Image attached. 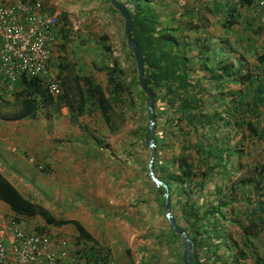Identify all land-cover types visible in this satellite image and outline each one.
Returning <instances> with one entry per match:
<instances>
[{
    "label": "crops",
    "instance_id": "obj_1",
    "mask_svg": "<svg viewBox=\"0 0 264 264\" xmlns=\"http://www.w3.org/2000/svg\"><path fill=\"white\" fill-rule=\"evenodd\" d=\"M9 1L12 3L16 0ZM41 1L45 6L44 10L49 14L61 12V14L64 15V18L60 19L54 28L56 45L52 50L51 62L56 73L59 71L58 57L61 53V45L64 43L65 59L70 63L73 70L71 73L72 70L68 69L69 73L67 75L69 76L70 74V77L76 75L81 79L87 78L92 85L98 84L103 91L106 92L105 90L110 87L106 67H114L113 62L115 59L108 58L106 50L104 49L106 47L103 45L104 43H98V40L97 42H92L95 41V38H91L92 35H94L91 31L94 29L85 34L86 30H83V26L79 25L82 26V30L77 33H72L75 32L73 30L77 28L74 23H71V20L76 18L74 13L81 9L80 11L82 13L80 14V18H87V16L84 15L85 10L83 9L89 6L85 2L87 0ZM93 1H95V3L99 2L91 0V7H93ZM105 1V7L108 8V6H111L109 4L110 2L107 0H103L101 6H104ZM62 3H66V5L70 4L75 7L74 9L64 12L59 8L62 6ZM254 7L260 12L259 7ZM117 14V11L109 12V18L110 15L115 16L111 18L115 21L110 23L109 20L108 25L118 28ZM88 16L91 18V15ZM71 17H73V19ZM65 18L67 22H63ZM83 25L86 24L84 23ZM259 27H261V23ZM261 28L262 33L260 35L257 34L254 37L249 36L250 39H248V42L250 45L248 46L247 44L246 46V42L242 40L241 42H237L241 32L238 30V26L235 27L237 30L235 33L236 37L234 35L236 47L232 45L230 49L234 52L236 60H238L237 58L239 55L245 53L244 55L249 61V66H247L245 73L250 72L246 74L244 81H242L243 77L236 78L234 75L228 77L217 68L213 71L212 64L210 63L211 56L214 59V50L212 48H206L200 53L198 50L196 51V47L192 44L195 48V53L193 56H188L190 60L189 63H187V71L192 74L191 93L196 90L204 92V95H200V99L197 100L200 108L190 113H198L201 115L200 122L202 124V129H200L199 138L196 139L197 142L195 145L196 162H198L199 173L198 177L192 175L190 182L179 180L176 183L174 182L176 179L173 181L172 179H166V182L169 184L170 194L172 196L173 208L171 212L175 219L177 218L181 224L186 223L185 211H187L188 207L194 206V209L201 214V218L206 215L197 225L198 230L201 231V234H198L195 238L197 243L195 248L197 264H255V254L260 256L257 251L251 250L252 244L250 239L259 237V234L264 236V203L262 205L263 208L259 207V201L264 202V31L263 27ZM230 33L233 34L234 32ZM97 38H100V40L102 39V33L99 31ZM245 38L247 39V36ZM88 43L95 44L90 47ZM229 45H231L230 41ZM93 47H96L97 51H95ZM244 47L247 48L245 49ZM211 49L213 51H211ZM260 56L263 62L259 60ZM109 60L111 63L108 62ZM125 61L129 62L130 65L133 64V59ZM127 66L129 67V64H127ZM196 67L199 68L198 73H196L198 70ZM116 68L117 70L114 71L113 76H117V80H120L122 78V71H120L121 67L117 65ZM104 73L106 75L105 86H103ZM129 74V77H131L132 70L129 71ZM233 77L235 78V83L232 82L234 79ZM123 78L127 79V77L124 76ZM254 78L255 82L251 84V79ZM14 89H16L15 86L12 87L10 92H13ZM0 92L2 91L0 90ZM8 92L9 91H5L4 93L8 94ZM224 99H227L226 102ZM46 110L50 111L49 109ZM97 111V116L102 117L100 111ZM52 113H57V116L60 113L62 117L42 119L44 116L40 114L38 118L39 120L42 119L41 121L34 120V117L17 123H7L6 121L0 120L1 126H8L6 127L7 130L5 134H3V137H0V168L6 169V174L11 175L12 178L6 177L21 191L25 198L47 208L52 215H55L56 219L78 221L98 244L104 241L109 244L110 242L108 240L110 238L107 234L102 237L99 235L101 230L97 222H105L106 226L109 228L110 220L107 221L100 212V214L96 216L98 211L86 208V205L81 201L78 207L82 208L84 206L85 212L88 213L86 220L84 219L82 221L79 217H74V219L64 218L63 215L55 213L54 203L52 206H49V204L42 199H33L31 196L26 195V192L32 190V188L25 184L20 177L7 171V168L10 169L11 167L14 169H21L23 167V169L25 168V173L28 174L27 176L30 179L28 181L31 184L42 182L43 185L52 187L50 182L47 183L48 180L52 181L50 175H44L40 171L30 170L29 167L33 165L29 164L28 160H25L23 155L21 158L17 153L5 148L6 143L14 145L16 143L22 144L21 147L24 148L26 155L30 156L34 161H37V164L43 167L47 166L51 174H70V177L75 175L78 178V175H87L88 173L93 175L95 169L98 170V175L105 172V166L102 164V161H98V164L94 162L91 158L93 151L90 149L89 152L88 150L89 148L93 149L92 144L96 143L98 139L96 137L94 138L91 133L87 135L85 129L82 131L79 130V127L82 128L84 126V122L81 120L84 115L74 120L69 117V114L68 117H66L65 115L68 112L67 108L64 106H62L58 112ZM48 116L53 115L49 114ZM211 117L215 120L212 123L211 131H208L210 124L207 123V120L211 119ZM47 120H49V122ZM85 121H87V119H85ZM93 121L100 122L99 119H93ZM170 121L173 126H178L177 117H173ZM188 122L189 120L187 123ZM20 123L26 124V127L23 128L24 135H26L24 138L28 143H32L33 146L27 145V142L22 139L23 137L21 138L23 133L21 135H18V133L15 134L17 130L12 128V133L9 131V126L18 125ZM48 125H50L52 129L51 135L45 132L46 126ZM248 125H250V128ZM198 126L199 128L201 127V125ZM92 138L95 139V141H93ZM60 141H67V143L63 144L64 147H58L57 145ZM253 143L258 144L259 147L257 149L254 148ZM2 144H4L5 147H2ZM188 149L189 148H182V151H188ZM2 161L4 164H2ZM187 163L190 167L191 163L189 161ZM8 166H10V168ZM255 171L257 174H260V176H256V179L251 176ZM82 179H84V181L86 179V186L83 184L81 187V189H86L85 195L88 189L92 191V193L90 192V194H87L89 198L87 204L92 202V198L90 197H92L95 192L96 194L94 195H97L98 199L103 197L105 186L108 185L107 183L105 185L102 180H95V182L90 180V183L87 184V177L84 176ZM16 181L21 182L24 190L20 189V185ZM70 188L74 189V187ZM32 192L36 195V192L33 190ZM61 194L62 192H59V199H61ZM54 196L55 193L53 197ZM63 197H66L65 194H63ZM113 198L114 197H110L108 199L111 200ZM98 203L99 201H97L96 204ZM81 211L84 212L83 210ZM94 212H97V214H94ZM108 215L109 211H107V216ZM7 216L17 218L9 209L8 205L0 201V218ZM36 217L33 218L36 219ZM71 217L72 216H70V218ZM28 218L31 217L18 218V222L25 230L29 227H27L23 220ZM100 218L102 220H100ZM260 218H263V222H260ZM36 220L40 223L38 226L45 228V231L57 236L59 239L69 241L66 239L67 237L62 236L68 232L75 233V236H77L75 227L70 223L56 227L46 226L43 219V222H41L40 219ZM253 222L258 228H252L247 238L250 246H246L242 229ZM215 223L219 226H215ZM201 225L203 228H201ZM253 229L256 231V235L253 234ZM169 234L170 233L167 231L162 235L166 243L169 242L168 238H174ZM151 238H153L155 242H162L157 236ZM138 240L139 245H141L140 242H144L143 239ZM145 240L147 245L148 243L150 244V238H145ZM128 244L133 246L130 240H128ZM70 246L71 249H73V245L70 244ZM113 246L114 242L112 240L111 247L114 250ZM158 246L160 245L154 247V250L157 251V255L156 252L152 249L150 250V248L146 246L147 251L144 257L147 261L146 264H153L155 261L159 263ZM166 250L169 251L167 252ZM180 251V247L177 244L173 245V248L163 245L159 254L160 256L164 253L171 254L172 256L177 254V261L182 264V253H179ZM260 257L264 258L263 256ZM125 258V256L119 255V262L117 260V263H139V254L138 256L127 257V260H124ZM162 261H164V258Z\"/></svg>",
    "mask_w": 264,
    "mask_h": 264
},
{
    "label": "rangeland",
    "instance_id": "obj_2",
    "mask_svg": "<svg viewBox=\"0 0 264 264\" xmlns=\"http://www.w3.org/2000/svg\"><path fill=\"white\" fill-rule=\"evenodd\" d=\"M48 1V0H43ZM64 1V0H63ZM71 1V0H70ZM99 1L98 3H95L93 1V7H91V0L85 1L89 6H86L87 8H83L85 10V16L87 18H80V14L82 13L80 10L76 13H74L75 17H71L73 20H71V23H74L77 28H75V32L77 33L82 30L85 31V34H87L89 31L93 32L94 35H92L91 38H95V41L98 43H104L103 45L106 46V54L108 55V58L115 59L117 65L121 67L122 70V78L127 77V81L133 82L132 75L131 77L129 74V71H133L134 69V61L133 64L130 65L129 62L125 61L128 59H132V55L125 45V39H124V21L121 15L117 14L118 19V28H115L113 26L108 25V21L110 20V23H113V19H111L112 16L110 15L109 18V12L116 11L112 6H106V1L104 2V6H101V3L103 0H96ZM128 8H132L133 3L135 0H122ZM149 5L153 7V9L156 11L159 17V25L158 28L164 27L165 25L167 28H175L179 27L178 29L174 30L173 33H171L172 37L178 38V40H184L186 43H189V46H191V50L187 51L189 56H193L195 53V48L192 46V44L198 42L197 45L199 47H203V50H205V44L210 46L214 50V59L211 56L210 63L212 64L213 71L216 70L218 61L221 60L223 63L228 65V74L232 77L233 75L237 77H242L243 75H246L249 72L245 73V70H247V66H249V61L246 58V56H238V60H242L241 68L239 67V62L236 60V56L234 52L230 49L231 45L226 43L223 40L224 33L226 32V29L223 28L222 23L223 19L220 16L221 12H227L230 11L231 7L236 5L238 3V0H216L217 5H225V9L223 8H215V6L212 4V1L210 0H148ZM83 3V2H82ZM110 4V3H109ZM111 5V4H110ZM75 6L73 5H66V3H62V6L59 7L62 11L66 12L70 9H74ZM237 13L242 14L241 19H236L235 23L231 26L232 29L237 31L235 27H239L241 40L245 42L246 40L250 39L249 36H256L257 34L262 33V28L264 31V26H262L261 22V14L257 9H255L254 6L249 8L244 7H238ZM88 9V10H87ZM110 9V10H109ZM82 10V11H84ZM118 12V11H117ZM61 18H64V15L61 14ZM73 15V16H74ZM88 15H91V18H89ZM90 20V21H89ZM63 22H67L66 18L63 19ZM90 25H89V23ZM192 22L193 24L190 25L189 23ZM86 25H83V24ZM88 23V24H87ZM261 23V27L260 26ZM73 25V24H72ZM82 25V26H79ZM79 26V27H78ZM85 26V27H84ZM98 31L102 33V37L105 39L97 38ZM236 32L228 33L226 37L229 38L230 43L236 47V42L234 41V35ZM243 34V35H242ZM247 36V39L245 38ZM202 39H209L208 42H202ZM107 41V42H105ZM223 43H219V42ZM91 42V43H92ZM88 43L90 47H92L93 44ZM108 47V48H107ZM196 47V46H195ZM122 48V49H121ZM95 51H97L96 47H93ZM197 51V50H196ZM218 56H217V55ZM240 57V58H239ZM110 62V60L108 61ZM107 62V63H108ZM111 63V62H110ZM241 63V62H240ZM129 64V67L127 66ZM109 67V66H108ZM197 72H199V68L196 67ZM236 69V71H235ZM239 69V70H238ZM117 70L116 67H113L112 71ZM119 71V70H118ZM203 72V71H202ZM109 73L107 69V74ZM195 73V74H196ZM245 73V74H243ZM70 76V74H69ZM234 78V77H233ZM125 79V78H124ZM115 80V83L120 82L121 80ZM232 82L235 83V78L232 80ZM255 82V78L251 79V84ZM203 83V81H202ZM106 85V75L104 73L103 76V86ZM124 93L122 94V103L117 102L115 104V111L119 114H122L124 117V121H119V117L116 118V126L118 127V131L111 132L102 117L97 116L98 108L96 102L93 100V96L90 93H87V99L85 103V110H84V116L83 119H81L83 123V127H79V130L85 129V131L88 133H91L92 136L98 139L96 143H93V149L89 148L93 151L91 158L98 164V161H102V164L105 166V172L101 175H98V170H94L95 172L93 175H90L89 173L78 175V178L73 175L70 177V174H51L49 173L50 170L47 166H42L37 164V161H34L30 156H27L25 153L24 148L21 147L22 144H2V147H5L9 151H13L17 153V155H20L22 158V155L24 156V159L28 160L29 164H32V167H29L30 170L40 171L44 175H50L51 180H48L50 182V185L52 187H48L43 185L42 182H36V183H30L28 180L29 177L28 174L25 173V168L23 167L21 169H14L13 167L10 169L7 168V171L11 172L15 176L20 177L25 184H27L29 187L32 188L34 192H36V195L32 192V190L26 192V195L31 196L33 199H42L45 202L49 204V206H52L54 203V209L55 213L58 215H63L64 218L68 219H74L78 218L80 220H86V217L88 215L87 212H85L84 206L82 208L78 207V204L84 203L86 205V208L94 211V214H97L98 216L100 213L104 215V217L108 220H110V226L109 228L106 226L105 222H97V225L99 229L101 230L99 232V235L105 236L106 234L110 238L108 241L109 244L105 241L100 243L102 247L106 251L109 252V258L113 262V264H118L117 260L119 262L118 256L123 255L126 258L127 257H134L138 256L139 254V263L138 264H146L147 261L144 258L146 254V246L152 249L154 252L157 251L154 250V247L158 246V257H159V263L156 261L153 264H181L179 261H177V257L175 255L171 254H162L160 256L159 251L162 249L163 245L168 246L169 248H173V245L177 244L175 236L171 234V231L169 230L168 223L166 219L164 218V209L162 207L161 197L157 194L155 188L153 187L151 181H149L147 177V161L149 158V150H147L145 146L144 141V127L147 125V110H146V97L144 94L138 89L136 86L130 87V93L127 92V88H125L124 85L119 84L118 85ZM86 89V86H84ZM195 90V88H194ZM11 89L9 90V92ZM106 93L109 97H111L113 94L111 92V89H106ZM5 94L4 97H2L3 100L6 101L5 104L0 102V105H3V110H13L14 104H13V98L12 94L9 93ZM200 95H204L203 91H194L190 94V96H194L197 100L200 99ZM225 102L227 99H224ZM202 101V100H201ZM204 103V102H202ZM53 111H47L43 108H37L34 120L41 121L42 119H49V117H62V115L59 113L57 116V113H52ZM39 114V116H38ZM40 114L44 116V118L40 119ZM49 114H52L53 116H48ZM174 113H166L165 119L163 120V125L159 126L161 128H164V132L166 133V138L164 137V148L160 150L161 155L159 158L163 161L164 165L168 166H178V156L182 154V152H186V159L189 161L191 172L193 173L194 177H198L199 169H198V162H196V153H195V145H196V139L199 138L200 129H202L201 124V115L198 113H192L187 115L191 116L190 119H183L182 121H178V126L175 127L171 124V119L173 117ZM68 117V113L65 115ZM218 117V116H217ZM221 118V117H218ZM87 119V121H85ZM93 119H99L100 122H94ZM167 120V122H166ZM187 120L189 122L187 123ZM204 120V119H203ZM215 119L211 117V119L207 120V123L210 124L209 130L211 131L212 123ZM221 120V119H220ZM49 122V120H47ZM36 122V121H33ZM93 122V123H92ZM32 123V122H31ZM43 123V122H40ZM198 125H201L199 128ZM8 126H1L0 125V137H3V134H5ZM26 127L25 123H20L18 125H11L9 126V131L11 132L12 129H16L18 135L23 133V136L21 135V138L27 142V140L24 138V129ZM204 128V127H203ZM51 127L50 125L46 126V134L51 135ZM12 133V132H11ZM93 139V138H92ZM68 140V139H67ZM95 141V139H93ZM1 143V142H0ZM13 143V142H12ZM66 142L60 141L58 143V147H64L63 144H66ZM29 146H33L32 143H26ZM9 145V146H8ZM254 148H258L259 145L256 143H253ZM182 148H189L188 151L183 150ZM181 152V153H180ZM88 157V156H87ZM86 157V158H87ZM177 157V158H175ZM176 160H175V159ZM173 159L176 161L175 163H172ZM89 160V159H88ZM2 164L3 161H2ZM7 164V163H6ZM18 167V166H17ZM20 168V167H19ZM170 170H173L170 167ZM169 170V172H170ZM177 171H173V174L175 175ZM6 174V172H4ZM166 174V175H165ZM165 176H167V172L164 173ZM260 176V174L253 173V176L256 179V176ZM5 176H8V178H12L11 175L6 174ZM84 176L87 177V184L90 183V180L95 182V180H102L104 184L106 183L108 185L105 186L103 197L98 199L96 192L93 194L91 199V203L87 204V201L89 198L87 197V194L92 193L88 189L87 194L85 195L86 189H81L83 184L86 186V179H82ZM250 176V177H251ZM70 177V178H69ZM78 180V181H77ZM169 180V179H168ZM71 181V182H70ZM77 181V182H76ZM173 181V180H172ZM17 182V181H16ZM15 182V183H16ZM177 183V181H174ZM74 187V189L70 188ZM76 188V189H75ZM107 188V189H106ZM59 192H62L61 199H59ZM55 193V196L53 197ZM63 194H65L66 197H63ZM109 196V197H107ZM114 197L113 199L109 200L108 198ZM86 199V200H85ZM97 201H99L98 204ZM101 202V203H100ZM112 202V203H111ZM83 210L84 212H82ZM107 211H109V215L107 216ZM100 212V213H99ZM211 215V214H210ZM55 216V215H54ZM70 216H72L70 218ZM61 217V216H60ZM109 217V219H108ZM2 219H14L12 216L7 217H1ZM36 219H40L41 222L42 219L39 217H36ZM35 218H28L26 220H23V222L29 227V231H32V229L35 228V226L39 225L40 223ZM100 220H102L100 218ZM23 225V224H22ZM24 225V226H26ZM217 224L215 223V226ZM96 226V225H95ZM219 226V225H217ZM26 229V230H28ZM98 230V229H97ZM170 233L171 237L174 238H168L169 242L166 243L163 239V234ZM68 232V231H67ZM68 234V235H67ZM65 235L67 237L66 239L69 240L70 244L73 245V249H84L87 252L86 247L84 246H77L75 243V233L68 232ZM263 234V232H262ZM157 236L162 242H155L153 241V238ZM100 237V238H101ZM145 238H150V244L145 240ZM134 239V241H133ZM138 239H143L144 242H140L141 245L138 244ZM112 240L114 242V250L111 247ZM128 240H130L131 245L128 244ZM252 244L253 251H257L260 256L264 257V236L259 234V237H256L255 239H250ZM133 241V243H132ZM72 249V250H73ZM182 250V248L180 249ZM104 251V252H106ZM167 251V250H166ZM169 251V250H168ZM167 251V252H168ZM139 252V253H138ZM177 252V251H176ZM181 253V251L179 252ZM141 256V258H140ZM124 260H127V259ZM164 258V261L162 259Z\"/></svg>",
    "mask_w": 264,
    "mask_h": 264
},
{
    "label": "trees",
    "instance_id": "obj_3",
    "mask_svg": "<svg viewBox=\"0 0 264 264\" xmlns=\"http://www.w3.org/2000/svg\"><path fill=\"white\" fill-rule=\"evenodd\" d=\"M210 1H212V4L217 9L226 8L225 5H217L216 0ZM120 2L126 5L123 1ZM236 5H238V7L241 6L244 8H249L252 6L259 7V0H238V3ZM236 5L231 7L230 11L228 10L227 12H221L220 14L223 19L222 26L226 29L223 40L228 44L229 38L226 37V35L230 32H236L234 29H232L231 26L235 23L236 19H241V14L237 13ZM128 9L131 14V38L137 43L141 50L144 59L145 82L148 89L152 92L155 116L154 135L156 138L155 158L153 161L154 173L160 179L165 180V183L167 184L169 190V198L171 201L172 209V196L170 194V187L166 182V179H176L177 182L179 180L190 182L193 173L190 171V167L187 163V156L183 152L180 156H178V166H168L163 164V161L159 158V156L161 155L160 150H162L165 146L164 137L166 138V133L164 132V128H161L159 126L163 125L162 121L165 119L166 113L173 112V117H177L178 121H182L185 118L190 119L191 116H186L194 110L200 108V105L197 103V99L194 96H190L192 90V74L191 72L187 71V63H189L190 60L188 58L189 55L187 51H190L192 47L189 46V43H186L184 40H178V38L171 36V33H173L174 30L178 29L179 27L168 29L165 25L164 27L158 28V14L153 9L152 5H149L148 0H135L132 8ZM189 24L192 25L193 23L190 22ZM102 39L105 38L102 37ZM208 40L209 39H206L205 41V39H202V42H208ZM238 41L241 42V38L238 37L237 42ZM245 42L246 46L247 44L248 46L250 45L248 40H246ZM220 43L223 42L221 41ZM197 44L198 42L193 44L194 46H196V50H198V52L200 53L203 52V47H199V45ZM125 45L127 46L126 42ZM206 48L209 49L210 46L205 44V49ZM244 48L246 49L247 47ZM104 49L106 50V47ZM64 51L65 46L63 43L61 45V53L58 57L59 71L57 73L58 80L62 87V93L58 97H53L48 92L45 83L41 79L22 76L17 84L14 85L16 89H14L13 92H10L13 98L14 109L4 111L2 108L3 105H0V120L6 121L7 123H17L19 121L33 118L37 108L39 107L49 109L53 112H58L62 106L67 108L69 117L74 120L84 115L87 93H90L93 96L94 102H96L97 104V108L100 111L107 128L113 133L118 131L119 129L116 126V118L119 117V121H124L123 115L115 111V104H117V102H123L122 94L124 93V91H122V89H120L118 85H124L125 88H127L128 93H130L129 89L132 85L136 86L146 97V94L139 86V82L137 79V66L133 54L130 52L135 63L134 69L132 71V83L124 78H121V81L118 82L117 85L114 80L117 78V76H113L114 73L110 71L113 67H106L109 71L107 75L110 86L109 89H111V92L113 94L111 97H109L108 94L103 91L100 85H92L87 78L81 79L76 75L71 77L67 75L69 73V70H72V67L70 66V63L65 59ZM211 51L213 50L211 49ZM244 54L242 55L244 56ZM259 60L263 62L264 56L263 61L261 56L259 57ZM238 61L241 62V60ZM240 62L238 68H241L242 62ZM217 63V69L230 77V75L228 74V65L226 63L224 64L221 60H219ZM113 65L114 67H117L116 61L113 62ZM72 72L73 70L71 71V73ZM245 76L246 75L242 76V81L245 80ZM84 86H86V89ZM2 92H0V102L5 104L6 101L3 100L2 97H4L6 93H4L5 91L3 90ZM146 118H148V114L146 115ZM248 127L250 128V125H248ZM146 129L147 125L144 127L143 131L144 141ZM147 150L149 149L147 148ZM174 159L172 163L176 162V159ZM170 167L173 170H170ZM2 169L0 168V201L7 204L9 209L17 216V218H14L16 222L19 221L18 218L20 217L33 218L38 216L43 219L46 226L59 227L70 223L75 227L77 231V236L75 238L76 245L88 248L87 252L84 249L77 248L76 251L74 249V253L79 259L85 257L86 261H98V259L101 257L100 253L106 250L93 239V237L78 221L56 219L55 216L52 215L47 208L25 198L21 191L14 184H12L3 173L6 172V169ZM169 170L172 172L169 173ZM173 171H177V173L174 175ZM165 172H167V176H165L166 174L164 175ZM17 183L20 185V189L24 190L21 182L17 181ZM152 185L156 190V187L153 183ZM157 194L161 197V204L163 207V197L158 192ZM263 203V201H259L260 208H263ZM185 216L186 223L181 224L176 218L177 224L182 226L187 231L190 238L194 241V248H196L197 243L195 238L198 234H201V231L198 230L197 225L202 221V219H204V217H206V215L201 218V214L198 213L193 206L187 208V211H185ZM260 222H263V218H260ZM201 228H203L202 225ZM252 228H258L254 222L242 229V234L245 238L244 243L246 246H250L247 238L249 237V233L251 232ZM169 230L171 231L173 236H175L180 249L182 248L183 250V242L178 239L177 235L170 229V227ZM33 231L40 234L48 233L47 231H45V228L38 225L35 226ZM253 234H257L254 229ZM105 255L109 257V252L106 251ZM255 264H264V258L255 254Z\"/></svg>",
    "mask_w": 264,
    "mask_h": 264
},
{
    "label": "built area",
    "instance_id": "obj_4",
    "mask_svg": "<svg viewBox=\"0 0 264 264\" xmlns=\"http://www.w3.org/2000/svg\"><path fill=\"white\" fill-rule=\"evenodd\" d=\"M264 26V0H259ZM61 15L48 14L41 0H0V90L9 91L22 76L41 79L53 97L62 93L52 65L54 28ZM79 259L69 241L25 230L14 219L0 220V264H113L101 252Z\"/></svg>",
    "mask_w": 264,
    "mask_h": 264
},
{
    "label": "water",
    "instance_id": "obj_5",
    "mask_svg": "<svg viewBox=\"0 0 264 264\" xmlns=\"http://www.w3.org/2000/svg\"><path fill=\"white\" fill-rule=\"evenodd\" d=\"M111 6L118 11L124 20V39L129 51L133 54L137 66V79L142 91L146 94V110L148 114V123L145 134V146L149 149L150 155L147 163V177L156 187L157 192L163 197L164 218L170 229L177 235L178 239L183 242L182 264H197L195 257L194 241L190 238L187 231L177 224L175 217L171 212V201L169 190L166 183L157 177L154 173L153 161L155 158L156 138L155 116L152 99V92L148 89L144 78V59L137 43L131 38V14L126 5L119 0H108Z\"/></svg>",
    "mask_w": 264,
    "mask_h": 264
},
{
    "label": "clouds",
    "instance_id": "obj_6",
    "mask_svg": "<svg viewBox=\"0 0 264 264\" xmlns=\"http://www.w3.org/2000/svg\"><path fill=\"white\" fill-rule=\"evenodd\" d=\"M128 8V7H127ZM117 11V10H116ZM60 21V20H59Z\"/></svg>",
    "mask_w": 264,
    "mask_h": 264
}]
</instances>
